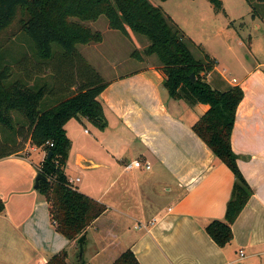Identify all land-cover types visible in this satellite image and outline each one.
<instances>
[{"label": "crops", "instance_id": "obj_1", "mask_svg": "<svg viewBox=\"0 0 264 264\" xmlns=\"http://www.w3.org/2000/svg\"><path fill=\"white\" fill-rule=\"evenodd\" d=\"M171 2L187 4L166 0L161 7ZM102 36V42L79 52L108 84L100 96L107 127L100 130L84 117L65 126L71 141L66 177L91 172V181L79 178L76 188L107 208L84 234V263L113 264L130 248L140 264H264V64L252 50V37L249 48L242 44L247 62L238 60V71L247 73L242 84L229 81L216 65L207 75L221 92L233 86L244 90L232 146L253 190L233 226V242L220 248L205 227L224 219L235 176L193 131L209 106L170 97L158 59L146 54L150 42L144 37L131 31L129 39L115 35L108 49ZM241 37L245 41L246 35ZM47 155L28 140L0 159V199L6 205L0 214V264H48L62 251L68 264L80 261L77 240L56 230L49 204L35 187ZM135 161L144 166L126 168Z\"/></svg>", "mask_w": 264, "mask_h": 264}, {"label": "trees", "instance_id": "obj_2", "mask_svg": "<svg viewBox=\"0 0 264 264\" xmlns=\"http://www.w3.org/2000/svg\"><path fill=\"white\" fill-rule=\"evenodd\" d=\"M157 1L166 0H0V33L15 22L19 23L14 36L19 33L26 35L35 46L36 58L41 63L56 60L54 64L58 71L54 76L55 88H50L46 81L29 85L17 80L7 84L12 76L11 62L17 63L20 59L8 56L0 45V127L3 134H10L5 141L0 139V159L19 152L20 142L16 141L19 136H28L27 140L33 146L44 148L48 154L52 152L51 157L47 155L45 158L40 171L47 180L40 181L37 190L49 204L56 230L68 240H78L106 212L105 205L71 187L63 170L71 149L65 130L70 120L84 117L100 130L107 127L100 96L108 84L77 48L78 45L102 42V33L94 31L87 23L105 16L111 29L126 36L131 31L148 39L150 44L146 54L157 56L164 75L163 86L170 97L191 105L209 106L192 128L235 176L224 219L213 220L205 227L212 240L220 248H225L233 242V226L253 196L232 146L236 114L245 93L239 86L223 92L212 87L206 78L216 61L207 54L203 60L196 59L190 48L195 43L186 38L160 5L155 4ZM207 1L217 11H222L221 0ZM247 2L256 17L255 0ZM259 2L264 4V0ZM54 45L62 53H54ZM74 64H77L81 84L73 95L67 97L76 83L74 72L65 74V70ZM192 74L195 75L194 80ZM47 94L55 97L52 102L45 101ZM14 113L24 119L17 128L13 122ZM50 143L54 146L51 147ZM5 211V202L0 199V214ZM67 256V252L62 251L48 264H68ZM77 264L85 263L79 261ZM113 264L140 262L129 248Z\"/></svg>", "mask_w": 264, "mask_h": 264}, {"label": "rangeland", "instance_id": "obj_3", "mask_svg": "<svg viewBox=\"0 0 264 264\" xmlns=\"http://www.w3.org/2000/svg\"><path fill=\"white\" fill-rule=\"evenodd\" d=\"M180 1H184L187 4L179 6L171 2L167 7L162 5V8L169 16L172 14V17H174L179 24L178 26L185 33L186 38H192L197 43L196 46L193 44L190 47L196 59L203 60L206 52V54L218 60V65L217 61L214 60L216 61L215 65L229 81L232 82L233 79H236L237 82L242 84L247 73L238 71V60L241 59L247 62V56L244 54L242 44H245L246 48H249L248 38L251 36L250 44L252 45V50L257 55L259 62L264 64V4L262 5L258 0L254 2L253 8L255 9L256 22L253 23L252 7L247 0H221L223 9L220 12L207 0ZM200 1L205 3V7H202V4H198ZM156 3L161 6L163 2L157 1ZM87 24L91 26L93 30L103 33L106 41L103 47L107 46L108 49L115 35L123 39H129L122 32L111 29L108 19L105 16L100 17L96 22H89ZM106 25L109 29L106 28ZM19 26V23L15 22L5 32L0 33V45L4 48V53H7L8 56L17 60L20 59V62H11L12 76L7 81V84H12L17 80L27 82L29 85H34L36 83L40 84L42 81H46L50 88H55L56 83L54 81L56 77L54 78V76L57 75L58 72L56 64H54L56 60L54 62L41 63L34 55L36 50L32 41L24 34L22 35L19 33L14 36L13 33L19 29ZM219 33L222 35L216 37ZM241 35H246L245 41L242 40ZM144 39L148 40L146 37H144ZM82 46L84 45H78V50L81 51ZM53 49L54 53H62L57 45H54ZM155 57L157 58V56ZM155 62L157 63L158 60ZM259 62L257 61V63ZM248 63L250 64V62ZM76 65L77 64H74L72 68L68 67L67 70H65V74L73 71L74 81L76 83L75 87H78L81 84V79L78 77ZM248 68L249 70L251 69L249 65ZM261 69L264 70V66ZM122 73L124 72L121 69L120 74ZM217 75L218 73L215 72L212 79ZM206 79L208 80V78ZM212 87H215V85L212 84ZM54 98L53 95L47 94L45 101L52 102ZM23 120L20 114H13V122L16 128L21 125L19 123H22ZM92 127L93 126L88 128L93 129ZM2 131L0 127V139L1 141H5L6 137L10 134L9 132L3 134ZM12 136L14 137L15 133H13ZM27 138L28 136L22 138L20 142L21 147L26 145L28 141ZM33 155L35 156L36 154ZM90 175L91 172L87 171L85 174L83 173L77 176H79L80 179L84 178L90 180ZM71 176L74 177L73 174ZM85 176L87 178H85Z\"/></svg>", "mask_w": 264, "mask_h": 264}, {"label": "water", "instance_id": "obj_4", "mask_svg": "<svg viewBox=\"0 0 264 264\" xmlns=\"http://www.w3.org/2000/svg\"><path fill=\"white\" fill-rule=\"evenodd\" d=\"M191 78L194 80L195 79V75L192 74ZM52 156V152H50L48 154V157ZM45 181L47 180L46 176H44L42 173H39L38 176L36 177V181H35V187L37 188L40 181ZM85 243H86V236L82 235L78 240H77V245H78V251H79V258H80V262L83 263V255H84V248H85Z\"/></svg>", "mask_w": 264, "mask_h": 264}, {"label": "built area", "instance_id": "obj_5", "mask_svg": "<svg viewBox=\"0 0 264 264\" xmlns=\"http://www.w3.org/2000/svg\"><path fill=\"white\" fill-rule=\"evenodd\" d=\"M234 82H236V79H234ZM87 132V131H86ZM50 146L51 147H53L54 145H53V143H50ZM142 166H144L143 165V163L141 162V161H135L134 163H130V164H128L127 166H126V168H128V169H131V168H133V167H138V168H140V167H142ZM145 168L146 169H150L151 168V166H150V164L149 163H146L145 164ZM80 181V179L79 178H77V179H68V182H69V185L71 186V187H73V188H76V183L77 182H79ZM142 226H140V228H141ZM240 255H241V257H243L244 256V252H240Z\"/></svg>", "mask_w": 264, "mask_h": 264}]
</instances>
